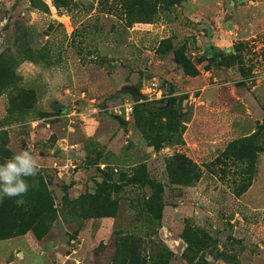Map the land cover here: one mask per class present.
<instances>
[{"label": "rangeland", "instance_id": "1", "mask_svg": "<svg viewBox=\"0 0 264 264\" xmlns=\"http://www.w3.org/2000/svg\"><path fill=\"white\" fill-rule=\"evenodd\" d=\"M152 77L132 121L98 106ZM263 106L264 0H0V163L40 164L0 264H264Z\"/></svg>", "mask_w": 264, "mask_h": 264}, {"label": "clouds", "instance_id": "2", "mask_svg": "<svg viewBox=\"0 0 264 264\" xmlns=\"http://www.w3.org/2000/svg\"><path fill=\"white\" fill-rule=\"evenodd\" d=\"M39 171L40 164L29 151L16 152L0 163V201L17 198L15 203L23 205L30 186H34L27 178L37 177Z\"/></svg>", "mask_w": 264, "mask_h": 264}, {"label": "crops", "instance_id": "3", "mask_svg": "<svg viewBox=\"0 0 264 264\" xmlns=\"http://www.w3.org/2000/svg\"><path fill=\"white\" fill-rule=\"evenodd\" d=\"M233 1H231V3H232ZM194 3V2H193ZM220 5V4H219ZM220 7V6H219ZM219 7H218V4H216V5H210V4H206V3H198V2H195L194 3V8H195V10H197V12L199 13V14H201V15H204V16H208L210 19L214 16V14H215V12H217L218 11V13L221 11L222 12V9L220 10L219 9ZM232 8H234L233 6L230 8V6H228V11L230 10V9H232ZM220 12V13H221ZM224 14L226 13V12H223ZM218 17H220V18H222L224 15H221V14H218L217 15ZM224 20H226V22L224 21L223 22V26L226 28V30H225V33H228V32H231V30H235V27H236V23H235V21H234V19H231V18H225ZM233 22H234V24H233ZM137 29H142V31L143 32H148V31H155V33L157 34V35H159L158 37H159V39L161 40V39H163L164 37L162 36V31H163V25H159V24H155V23H138V25H137ZM158 32H159V34H158ZM224 32V31H223ZM210 35H208V36H206L205 37V39L204 40H206L207 41V37L208 38H210L209 37ZM200 41H201V43H203V41L201 40V38H199V36H198V42L200 43ZM228 41H230V39H224V41L222 42V43H220V44H217V45H219V46H223L224 47V45H225V43H228ZM203 48H204V46H203ZM225 51H226V53H233L232 51H233V49L232 48H229V47H227L226 49H224ZM134 53H135V55H134ZM139 53V54H138ZM155 53V52H154ZM167 53H170V52H165V53H160V54H155V55H157L160 59H161V56H164V54H167ZM137 54H138V56H141V54H142V52H125V56L127 57V58H131V57H134V56H137ZM175 64V66L177 67V65H176V63H174ZM178 68V67H177ZM179 70H181V68H178ZM197 69H199V71L201 72V78H203V81H205L206 82V79L207 78H209L210 79V77H213V80H215V75H213V74H210L208 71V69L207 70H205V71H203V70H200V68H197ZM228 69H232V70H234V71H236L237 70V68H235L234 66H230ZM183 70H181V72H182ZM198 75V74H197ZM196 75V77L195 76H188V75H185L184 76V79H183V81H185L186 82V80L189 82L190 80H196L197 78H198V76ZM126 86V85H125ZM123 87V86H122ZM121 87V88H122ZM207 87H210V85H206V86H204V89L205 88H207ZM118 89H120V88H118ZM117 89V90H118ZM116 91V90H115ZM204 103V102H203Z\"/></svg>", "mask_w": 264, "mask_h": 264}, {"label": "built area", "instance_id": "4", "mask_svg": "<svg viewBox=\"0 0 264 264\" xmlns=\"http://www.w3.org/2000/svg\"><path fill=\"white\" fill-rule=\"evenodd\" d=\"M138 91L143 95L141 100H135L130 95H124L111 101L107 100L100 102L98 106L103 110H108L121 117L124 121H132L134 107L137 103L151 99L169 98V96L166 94V90L160 86L155 77L144 81ZM170 95L172 96V94Z\"/></svg>", "mask_w": 264, "mask_h": 264}, {"label": "water", "instance_id": "5", "mask_svg": "<svg viewBox=\"0 0 264 264\" xmlns=\"http://www.w3.org/2000/svg\"><path fill=\"white\" fill-rule=\"evenodd\" d=\"M124 95H130L135 100H141L143 98V95L139 93L138 89L135 86L127 85L116 90L107 100L111 101Z\"/></svg>", "mask_w": 264, "mask_h": 264}, {"label": "trees", "instance_id": "6", "mask_svg": "<svg viewBox=\"0 0 264 264\" xmlns=\"http://www.w3.org/2000/svg\"><path fill=\"white\" fill-rule=\"evenodd\" d=\"M161 1V3H163V2H166V4L167 5H173V4H178V2L180 1V0H160ZM221 57L220 58H222V57H224L225 56V54H222V53H220L219 54ZM224 55V56H223ZM226 55H228V54H226ZM223 59V58H222ZM222 59H220L221 61H222ZM176 62L178 63L179 62V60L178 59H176ZM234 63H232V64H229V65H227V64H225L224 62H222V63H220V65L221 66H232ZM184 71H185V69H184ZM186 72V71H185ZM112 94H110V96H111ZM109 96V97H110ZM109 97H107V98H109ZM166 99H168V98H165V100ZM161 100H163V99H161ZM142 102H144V101H142ZM139 103H141V102H139ZM167 106H170V104H167ZM134 110H135V107H134ZM263 110H264V106H263ZM119 117V116H118ZM133 117H134V112H133ZM120 119H122L121 117H119ZM123 120V119H122ZM254 136V135H253Z\"/></svg>", "mask_w": 264, "mask_h": 264}]
</instances>
